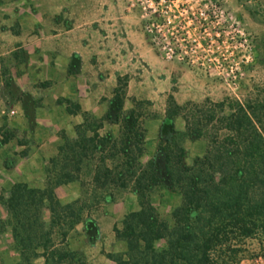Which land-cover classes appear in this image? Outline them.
<instances>
[{
    "label": "trees",
    "instance_id": "16d2710c",
    "mask_svg": "<svg viewBox=\"0 0 264 264\" xmlns=\"http://www.w3.org/2000/svg\"><path fill=\"white\" fill-rule=\"evenodd\" d=\"M127 87L128 77H118L110 109L100 118L77 101L59 100L69 114L83 117L75 125L77 137L62 136L56 155L45 164L43 186L16 182L0 194L9 214L0 220V233H12L20 257L15 264H34L40 257L44 264H89L82 252L70 248L69 237L83 224L94 244L100 234L97 220L87 213V201H63L56 189L80 181L86 160L97 153L102 156L92 183L105 189L102 200L115 201L110 188L130 189L140 205L124 215L121 226H114L126 247L123 253L108 254L116 264H264V100L226 97L217 102L207 97L179 104L170 94L157 151L144 164L146 134L137 127L136 106L125 116L132 125L120 140L100 133L106 121L120 122ZM179 116L185 119V131L175 128ZM186 139L207 143L204 155L192 164L186 160ZM115 157L119 162L110 165L107 160ZM157 189L181 196L172 222L153 202ZM161 240H166L164 248L158 246Z\"/></svg>",
    "mask_w": 264,
    "mask_h": 264
},
{
    "label": "rangeland",
    "instance_id": "374dc122",
    "mask_svg": "<svg viewBox=\"0 0 264 264\" xmlns=\"http://www.w3.org/2000/svg\"><path fill=\"white\" fill-rule=\"evenodd\" d=\"M36 1L0 0V23L8 30L11 43L10 48L7 46L0 48V177L3 179L0 182V194L13 185L9 180V175L15 159L17 158L19 161L18 168L24 171L27 156H30L37 146L43 144L49 134L52 136L58 134L61 137V144L63 143L62 136L66 134L63 126L71 125L74 119L67 120L66 105L59 102L60 99L67 98V94H69L66 91L68 87L65 86L69 75L63 70L54 71L51 69L53 64L50 66L46 64L45 67L43 64H39L40 67L38 65L37 68L30 67L31 64L28 61L31 54L28 53L23 41L21 42L17 38V34L25 31L26 40L38 43L40 38L36 37V34H40V31L37 30L36 24H33L32 20L39 13H47V6L37 5ZM131 1L120 0V3L123 4L127 12L128 7L129 13L139 19L148 46L142 54H103V61L114 65L111 70L112 74L117 72L121 73L118 77H128V87L126 89L125 109L120 122L106 121L104 128L100 130L101 135L113 136L120 140L123 133L132 125V119H126L125 116L130 109L136 106L137 127L145 131L146 144L147 126L150 120L165 115L170 94L174 95L179 104H185L191 100L201 103L207 97L217 102L226 97L230 99L229 101L239 100L241 102L248 99L264 100V0H223L224 5L242 21L247 33L254 41V55L246 64L239 62L238 59H230L224 55L226 53L222 52L192 53L188 56L194 63L188 60L166 59L151 45L144 31V19L141 16V11L138 8H133ZM43 26L45 29H42L41 36H44L42 41H45V47L37 44L32 53L34 54L33 58L38 57L41 60H46L48 57L53 60L55 57L51 54L53 53L50 48L51 38L49 37V39V35H47L46 22ZM13 36L16 40H13ZM5 40L8 42L7 37ZM200 40L204 42L206 39ZM201 63L205 64L202 65ZM75 67L73 74L77 72V66ZM24 72H30L33 77L29 87H26L22 82L20 85L15 80ZM117 84L114 86L111 80L104 84L105 95L97 104L98 109L104 111L103 116L110 109ZM73 93L75 92L73 91ZM134 98L137 99L138 104L134 103ZM37 108L40 121L43 124L37 123L35 118ZM80 118L82 119V115ZM45 125L50 126L49 130L43 127ZM76 137L77 133L73 138ZM159 137L160 131L158 142ZM6 138L9 139V142L5 146L1 141ZM203 145L206 150L205 139H199L198 142H192L188 145L186 148L188 158L186 157V160L189 164H192L196 157L204 155L205 151L201 153V150L204 149ZM3 155L6 158L2 163ZM101 156L100 153H97L94 160H86L80 181L75 182L73 188L69 190L71 195L67 196L66 194L65 198L71 197L73 200L81 198L87 201L90 206L87 213L98 220L104 236L96 246H88L85 238L82 237L84 234L82 233V226H78L70 234L69 245L72 249L82 252L89 264H114L108 254L117 255L126 250L125 244L117 240L114 226H121L124 216L119 215L122 211L120 202L127 196L126 193L130 189L110 188V191L115 194V201L105 203L102 200L105 189L96 188L92 183L94 170ZM107 162L110 165H115L119 160L118 157H115L114 160L110 158ZM36 170V167H33L32 172L36 173ZM65 193L67 191L60 194L64 196ZM180 197L177 193L167 192L163 189H157L153 194L154 203L161 215L170 222H172V211L179 203ZM3 209L5 207L0 203V216L5 214ZM8 218L9 214L4 220ZM0 220L3 219L0 218ZM1 227L0 222V230ZM3 233H0V237ZM2 239L3 244L0 242V264H15L20 257L14 248V240L11 244L6 238ZM158 246L164 248L166 240L159 241ZM252 248L259 250L256 244ZM34 264H44L43 258L36 259Z\"/></svg>",
    "mask_w": 264,
    "mask_h": 264
},
{
    "label": "crops",
    "instance_id": "0c3cea01",
    "mask_svg": "<svg viewBox=\"0 0 264 264\" xmlns=\"http://www.w3.org/2000/svg\"><path fill=\"white\" fill-rule=\"evenodd\" d=\"M36 2L37 5L41 4V6H47V13H39L35 15V19L32 20L33 24H36L35 27L37 30L40 31V34H36V37L40 38L38 43L26 40L27 34L25 31L17 34L19 41H23L28 53L31 54L28 61L30 62L29 64H31L30 67L37 68L39 64H43V67H45L46 64L48 66L53 64L51 69L54 71H65L67 75H69V78L65 82V86L68 87L66 91L69 93L67 94V98L79 102L83 110L89 111L94 116H103L104 111L98 109L97 104L105 95L104 84L111 80L115 86L116 83H118V75L121 74L117 72L112 74L113 72L111 70L114 68V65L107 62L105 63L103 61V54L132 55L144 53L148 44L145 34L142 32L139 19L129 13L128 7V12L126 11L123 4L120 3V0H37ZM114 10L115 12H113ZM45 22L47 24L48 38H51H49L51 42L50 48L53 52L51 54L55 57L53 60L48 57L46 60H41L38 57L34 59V54H32L37 44L44 45L43 47H45V41H42L44 36H41L42 29H45L43 26ZM6 37L8 42L5 40ZM13 37V40H16L15 36ZM10 44L8 30L0 23V48L2 49L6 46L10 48ZM45 55L47 56V54ZM75 55H77L78 59H75ZM75 66H77L79 70L73 74L72 72L76 68ZM68 71H70V73H68ZM15 80L19 84L22 82L26 87H29L33 77L30 75V72H24ZM73 91L75 93H73ZM35 116L37 123H42L40 121L38 108L37 112H35ZM80 116L81 114H69L66 110L67 120H72V118H74L72 123L73 126H71L72 124L63 126L68 137H75V125L83 122V117L81 119ZM163 118L164 116L162 115L156 119H152L147 126L148 136L145 144V154L141 158L143 163L148 162L157 151L158 134L163 123ZM43 127L48 130L50 128L49 125ZM175 128L179 131L186 130V122L183 117L179 116L176 118ZM198 141L199 140L186 139L184 146L187 148L190 143ZM60 144L61 137L58 136V134L54 136L49 134L44 143L37 146L32 154L27 156L26 163L24 164L26 171H21L18 168L19 161L16 158L13 168L10 169L9 180L11 184L26 182L32 186H43L47 178L45 164L48 159L57 152ZM3 145L6 146L8 143ZM203 148L201 153L205 151L204 145ZM5 158L6 156L3 155L1 158L2 163ZM33 167H36V173L38 175L32 172ZM2 180L3 179L0 177V182H2ZM74 185L75 183L59 186L56 189L58 197L63 201L73 200L71 197L65 198V196L66 194L67 196L71 195L69 190L73 188ZM64 191H67V193L62 196L60 193ZM126 195L127 196L120 202L122 206V211L119 214L120 216H124L128 212L140 208L138 196L135 192L130 190ZM180 202L181 197L177 206ZM3 210H5V214L3 213L0 218L4 220L7 218L8 213L6 209ZM97 223L100 228V234L98 240L94 244L88 242L85 234L82 236L85 238V242L88 246H96L104 236V232L98 220ZM78 226H82V233H84V225L79 224ZM78 226L76 228H78ZM2 238H6L11 244L13 242V236L10 231H5L2 234V237H0L1 244H3ZM112 262L115 264V261Z\"/></svg>",
    "mask_w": 264,
    "mask_h": 264
},
{
    "label": "built area",
    "instance_id": "2783aa9c",
    "mask_svg": "<svg viewBox=\"0 0 264 264\" xmlns=\"http://www.w3.org/2000/svg\"><path fill=\"white\" fill-rule=\"evenodd\" d=\"M131 6L140 9L151 45L166 59L194 63L192 53L222 52L246 64L254 55L252 37L223 0H132Z\"/></svg>",
    "mask_w": 264,
    "mask_h": 264
}]
</instances>
